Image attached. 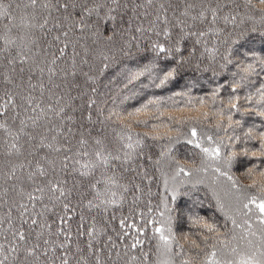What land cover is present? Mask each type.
<instances>
[{
  "label": "snow or ice",
  "instance_id": "6c2138e0",
  "mask_svg": "<svg viewBox=\"0 0 264 264\" xmlns=\"http://www.w3.org/2000/svg\"><path fill=\"white\" fill-rule=\"evenodd\" d=\"M0 264H264V0H0Z\"/></svg>",
  "mask_w": 264,
  "mask_h": 264
}]
</instances>
